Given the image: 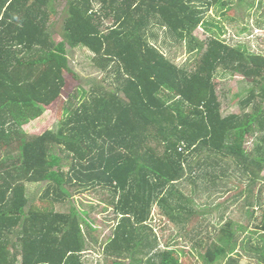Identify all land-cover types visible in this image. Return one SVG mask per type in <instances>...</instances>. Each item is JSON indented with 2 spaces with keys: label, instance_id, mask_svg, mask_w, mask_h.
I'll list each match as a JSON object with an SVG mask.
<instances>
[{
  "label": "trees",
  "instance_id": "trees-1",
  "mask_svg": "<svg viewBox=\"0 0 264 264\" xmlns=\"http://www.w3.org/2000/svg\"><path fill=\"white\" fill-rule=\"evenodd\" d=\"M228 1L70 0L67 42L57 43L49 29L54 0H0V157L17 149L0 164V264H87L91 235L84 229H94L73 196L90 193L107 194L117 218L101 251L107 263L182 264L176 252L159 251L149 222L156 206L177 226L198 216L176 189L186 178L198 182L200 171L187 172L191 157L206 151L249 160L244 137L254 131L261 143L253 150L264 152V50L230 46L224 28L206 17L219 7L227 22L240 20ZM198 27L220 34L205 45L193 37ZM185 39L191 52L199 51L193 70L167 54ZM65 44L92 53L104 84L69 96L58 133L28 139L24 126L42 117L66 87ZM222 67L251 86L238 102L241 113L224 117L214 80ZM55 147L71 161L67 172L52 165ZM252 164L257 172L247 163L243 168L254 184L263 180L264 161ZM26 182L46 183L48 209L28 207ZM261 218L255 231L229 221L212 235L201 217L189 238L197 249L204 246L206 264H238L244 255L264 264V213Z\"/></svg>",
  "mask_w": 264,
  "mask_h": 264
},
{
  "label": "rangeland",
  "instance_id": "rangeland-1",
  "mask_svg": "<svg viewBox=\"0 0 264 264\" xmlns=\"http://www.w3.org/2000/svg\"><path fill=\"white\" fill-rule=\"evenodd\" d=\"M69 1L54 0L51 7L52 19L49 29L57 43L67 42L64 35V21L68 17ZM228 2L233 3L230 7L235 8V17H240V20L235 21L237 23L227 22L221 15L225 11H221L219 7H214L208 12L206 16L208 20L216 21L224 28L225 34L222 37L230 46H246L249 51L253 52L252 54L259 52V49L264 50V0H244L241 5L239 4L240 0H229ZM213 31H208L205 27H198L193 31V37L199 43L207 45L212 36H219L220 34L217 29H213ZM171 41L173 40L171 39ZM189 45L190 42L187 39L184 40L182 47L171 44L172 53L167 54L177 65L193 70L199 58V51L191 52V46ZM65 48L69 60L68 70L64 73L66 87L59 100L47 109L40 121L34 122L32 125L27 124L28 129H26V125L24 126V130L29 136L28 139L42 135L46 131L58 133L63 103L69 96L77 94L80 89L89 91L95 85L104 84L105 75L96 70L92 62V53L83 48L73 49L68 44H65ZM214 80L217 85V94L222 104V116L241 113L238 102L249 93V87L251 88V86L247 84L248 82L241 75L223 67L217 71ZM246 112L250 113V110ZM244 141L243 149L250 156L249 160L240 161L224 157L221 163L222 167L230 166V172L227 174H234L235 177H229L227 174L223 177L222 171L209 172L207 176H204L203 171L198 168L202 162L201 155H193V168L195 171H200L199 183L185 182L186 185L179 187L177 191L184 196L186 201L197 208L199 216L190 217L189 224L186 223V226H177L165 214L163 215L158 208H155L149 225L153 228L154 234L158 238V249L160 252H163V254L176 252L182 264H206L202 258L205 253L203 250L204 246L202 245V248L199 247L197 249L189 238V236L195 235V232L200 230L196 228L199 223L203 222V220H200L202 216L207 218L212 235L218 234L224 223L229 221H234L244 227L252 224L253 226L249 231H255L256 226L260 225L261 215L264 213V173L259 174L263 177V180L253 184V182H249L248 177L250 175H246L243 166L247 163L250 171L257 172L252 166L254 164L252 162L264 161V152L261 150V154H258L256 150H253L261 143L260 136L255 131L250 135H245ZM16 150L15 147L2 150L0 164L14 158ZM51 157V162L55 169L67 172L71 161L61 147H55L52 150ZM206 157L211 161L217 158V156L209 153ZM191 164L192 157L189 165ZM201 184H203L202 188ZM45 187L46 183L29 187L28 207L35 206L40 209H48L50 203L43 199ZM244 189L247 190L246 193L240 194ZM73 198L77 205L88 213V219L94 229L92 230L90 226V229H84L91 235V237L88 236L87 238L89 248L84 253L86 263L109 264L101 256V251L113 236V228L117 223V218L114 216L112 207L106 203L108 195L104 194L101 196L90 193L83 196H73ZM251 206L254 207L252 208ZM246 207H250L249 210L251 212H256L254 218H251L250 214L246 215ZM58 211L64 212L68 211V209L66 207H58ZM180 213L182 214V212H177V214ZM258 235L260 234L258 233ZM247 238H249L248 241L255 239ZM12 239L16 241V236H13ZM203 239L205 240L206 237H203ZM239 251L245 254L241 248ZM142 257L144 256L140 255L137 259L141 260ZM252 260L249 256L244 255L239 259L238 264H257ZM144 261L147 263V260ZM217 264H225V262Z\"/></svg>",
  "mask_w": 264,
  "mask_h": 264
},
{
  "label": "crops",
  "instance_id": "crops-1",
  "mask_svg": "<svg viewBox=\"0 0 264 264\" xmlns=\"http://www.w3.org/2000/svg\"><path fill=\"white\" fill-rule=\"evenodd\" d=\"M49 108V107H48ZM41 118V117H40ZM37 119V120H35V121H32V122H30L28 125H32L34 122H37V121H40L41 119ZM60 123V122H59ZM28 125H26V129H28ZM26 132V131H25ZM27 133V132H26ZM28 134V133H27ZM197 154V153H196ZM199 154H201V158H202V162H201V164L198 166V168H200L202 171H203V174H204V176H207L208 175V173L209 172H214V171H218V172H220V171H222L223 173V177L228 173V172H230V166H226V167H222L221 166V163L223 162V158H221V157H217L215 160H210L208 157H206L207 155H208V152H206V151H201V153H199ZM204 163V164H203ZM190 164V163H189ZM190 167H188L187 168V172H188V175H190V172L192 171V169H193V157H192V164L191 165H189ZM241 166V165H240ZM264 173V172H263ZM246 174H249V173H246ZM229 177H235V175L233 174V175H230V173L229 174H227ZM243 178V177H242ZM188 181H192L191 179H184L182 182H180V183H177V184H179V185H176V189H178L179 187H182V186H185L186 184H185V182H188ZM195 181V180H194ZM261 182V181H260ZM198 183V182H197ZM41 183H28V182H26V186H27V188L29 189V187L30 186H33V185H35V186H37V185H40ZM202 186H203V184H201ZM29 191V190H28ZM28 194V193H27ZM188 202V201H187ZM194 203H196V202H194ZM156 209L158 208V206H156L155 207ZM196 208V207H195ZM197 209V208H196ZM158 210L162 213V211L158 208ZM199 216V215H198ZM203 218H205L204 216H202V219ZM207 220V219H206ZM207 225H208V221L205 223V226L207 227Z\"/></svg>",
  "mask_w": 264,
  "mask_h": 264
}]
</instances>
